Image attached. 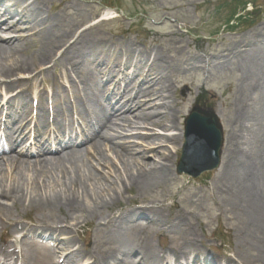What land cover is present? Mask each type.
Segmentation results:
<instances>
[{
    "label": "rangeland",
    "instance_id": "1",
    "mask_svg": "<svg viewBox=\"0 0 264 264\" xmlns=\"http://www.w3.org/2000/svg\"><path fill=\"white\" fill-rule=\"evenodd\" d=\"M25 4L42 19L50 18L46 25L39 27L46 34L30 32V24L19 22L18 16L9 19L16 31L12 29V32L2 36L18 40V57L32 71L17 72L7 78L1 77L0 73V84L12 83L14 92H26L30 101L38 90L46 97H53L55 91L65 96V71L62 66L55 67L54 64L65 49L80 37L110 44L127 43L142 52L162 54L164 60L173 64L163 86L170 90L169 95H164L169 96L168 100L173 102V112L177 118L173 131L166 132L156 126L152 128V134L177 137L178 143L171 145L156 142V145L160 144V151L147 153L146 159H138L136 165L119 161L108 145L105 148V159L116 170H120L124 177L125 172L128 173L134 167L140 169L154 162H162L161 154L169 159L170 172L156 182L155 187L140 191L131 188L122 192V196L103 215L89 217L87 221L85 217H79V212L65 208L49 210L46 206L30 201V197L37 195L42 199L48 192H59L69 187L72 177L70 169L59 174L42 171L40 169L46 167L34 165L8 164L1 167L0 193L11 194V188H18L23 190L28 199L20 204H15L14 198L10 201L0 199V231L7 228L10 240L23 236V232L17 233L16 230L24 226L52 236L54 228L64 225L71 232L70 235H56V240L69 243L72 238L74 241L68 252H79L81 256L78 261L91 264L94 259L99 260L114 250V247H119L117 239L102 234L108 230L105 232L106 229L99 228V225L104 224V219H110L112 225H115V216L122 209L131 208L138 215L134 222L120 232L124 240L134 243L133 246H149L155 253L179 254L187 253V243L192 241L201 246L209 257L229 260L228 264H264V237L258 227L251 226L253 217L248 205L239 198L243 173L238 167L242 161L239 155L247 152L251 160L243 161L247 166L253 163L254 173L264 193V90L256 95L250 92L257 81L263 80L261 70L264 66L260 68L259 61L257 63L249 57L254 54L252 48H235L232 54L216 60L230 47H238L241 41L251 40L256 31L264 30V0H25ZM16 12L20 14L22 9ZM48 32L63 41L61 46L52 47L54 44L49 40ZM0 48L10 51V47L2 42ZM254 48L257 50V47ZM46 53L53 59L42 63L41 58ZM92 69L93 66H86L79 69L78 73H70L76 77ZM161 86L156 85V90ZM4 92L2 86L0 95H4ZM246 101L252 107L248 109V115L256 114L255 121L251 117L245 120L240 116ZM195 105L213 109L224 129L220 168L197 180L176 173L183 139V121ZM154 106L150 104L151 110L148 111L151 123L160 122L159 116L164 112L161 106ZM118 132L122 133L121 130ZM148 132L139 126L126 125L122 134L126 137L141 136L140 139L126 142L138 144L145 152L149 146L146 138ZM139 155L134 154L136 158H140ZM228 162L233 164L234 174L224 179V166ZM86 163V168L80 172L82 176L93 172L108 173L105 166L96 165L95 159ZM64 165L65 168L69 167L68 164ZM58 166L49 167L54 169ZM243 168L247 169L245 166ZM87 185L88 191L93 194L99 193L105 182L93 180ZM79 194L81 198V192ZM174 204L178 207L173 208ZM149 208L162 213L163 220L182 218L184 226L173 230L165 225L149 223L145 218V211ZM67 214L70 219L64 223L63 217ZM136 223H143L146 228L136 230ZM31 247L28 253H33ZM25 257L31 259L26 253ZM34 257L38 258V252Z\"/></svg>",
    "mask_w": 264,
    "mask_h": 264
},
{
    "label": "bare ground",
    "instance_id": "2",
    "mask_svg": "<svg viewBox=\"0 0 264 264\" xmlns=\"http://www.w3.org/2000/svg\"><path fill=\"white\" fill-rule=\"evenodd\" d=\"M13 1V9H22L21 16H19L21 22H27L30 24V32H35L37 34H46V31H42L39 27L42 25H46L48 23V20H50L49 17H47V20L42 19L38 16L37 13L33 12L30 7H26L25 0H12ZM13 11V10H12ZM39 29V31L37 30ZM6 32L4 33H10L12 32L11 29H5ZM47 36L49 37V40L51 41L52 47H55L56 45L61 46L62 40L57 39V35L54 33L48 32ZM251 37V40H243L240 43H238V47H230L228 50H226L225 54L219 55V59L216 60H222L225 58L226 54L230 55L232 54V51L237 49H243V48H252L253 55H247L249 56L253 61H259V63L264 62V30L256 31ZM5 44L8 45L10 48V51H5L0 48V66L2 67L1 70V77L7 78L11 77L12 75L16 74L17 72H30L32 71L28 64L18 57V51L16 48V40L15 39H5ZM257 47V50L254 48ZM263 48V49H262ZM245 56V57H247ZM126 59V65L125 68H132L135 70V73L137 74V77L134 76L133 80H141L143 78V81L138 82L141 84V86L144 88L141 93L144 95H148L149 99L156 102V108L157 106H161L163 109L162 115L159 116V121L157 123H151L148 115L142 111L141 109L145 106H143L139 111L137 105L135 108H130L127 113L130 117H128L125 122V124L119 125L114 124L112 126H107L104 128L105 130L101 131L97 135L94 136V141L91 144V146L80 150L77 153H72L66 155L64 158L58 160L57 162L51 163H39V164H33L34 166L38 167H46V169H40L42 171L46 172H56L59 174H64L67 170L70 169V172L72 173V177L70 179L69 187H65L62 190H59V192L52 191L51 193H46L44 197L38 198L36 195L35 197H30V201L32 203L38 204L40 206H46L49 208V210L54 209H61L65 208L66 210H73L76 213L79 212V217H85V221L90 218L94 217H100L103 215L108 208L113 206L117 200L119 199V196H122V192L129 190L131 188H135L138 191L143 189H150L152 187L156 186V182H158L161 178L165 177L170 172V161L165 155H160V159L162 162H154L150 165H145L142 168H132L129 170L128 173L125 172V177L121 173L120 170H116L110 163H107V160L105 159V153L107 146L109 147L110 151L113 152L116 158L119 159V161H122L124 163L131 162L133 165H136V161L138 159L145 160L147 153H156L157 150L160 151V144L156 145V142L159 143H169L171 145H175L178 143V138L174 136H156L152 134V128L154 127H161L166 132H171L175 128V121L177 116L173 112V102H170L169 96L164 95L170 94V90L167 86H163L164 82L167 79L168 73L172 70L173 64L169 63L168 61L164 60L165 57L162 54L157 53H147L142 52L137 49H135L132 45L129 44H110V43H103L100 41H92V39H88L85 37L78 38L73 44L69 45L65 51L63 52L61 58L57 61H55V67L62 66L63 70L65 71V75L67 79H71L69 76L70 72H80L79 69L86 67V66H96L97 70L102 69V73L105 74L106 77H111L115 73H118L121 71V67H119V60L120 59ZM53 59V57L50 56L49 53H46L42 58L41 62L46 63L50 62ZM115 60L113 63L112 60ZM77 63L75 64V62ZM252 61V62H253ZM258 63V62H257ZM260 68L264 66V64H259ZM95 68V67H94ZM70 69V70H69ZM83 70V69H82ZM84 71V70H83ZM31 73V72H30ZM44 73V72H42ZM100 73V72H99ZM146 73V74H145ZM261 73L264 74V69L261 70ZM122 74V73H121ZM145 74V76H144ZM41 75V74H40ZM78 75V74H77ZM77 78H82L83 73L79 74ZM82 75V76H81ZM126 74L123 76L125 77ZM81 76V77H80ZM262 76V75H260ZM264 76V75H263ZM73 78V77H72ZM127 78V77H126ZM85 82V81H84ZM161 84V88L159 90H156V85ZM145 85V86H144ZM154 85V86H153ZM12 83L9 85H5L4 88L10 89L12 87ZM155 87V88H154ZM160 87V86H159ZM260 90H264V78L263 80L257 81L250 89V92L252 95H256L260 92ZM14 92V91H13ZM38 98L42 100V97ZM141 102L145 103V99H140ZM159 103V105L157 104ZM161 103V104H160ZM249 101H246L244 105L241 108L240 116L241 118L245 120H250V117L253 121L256 120V114H253L249 117L250 113L249 110L252 108L248 105ZM28 106V95L26 92L16 94L12 98H10L6 103L5 107L8 110H12L13 112L15 110H20L23 108H26ZM250 108V109H249ZM249 109V110H248ZM24 110V109H23ZM248 110V111H246ZM16 113V112H15ZM14 114V113H10ZM249 114V115H248ZM162 116V117H161ZM251 120V121H252ZM126 124L129 126H139L140 128L145 129L146 131H149V135L146 137L149 141L148 151L144 152V149L142 150V147L138 146V144H130L127 143V140L130 139H140L141 136H131L126 137L124 134H122L125 131ZM119 130L122 131L118 132ZM145 138V139H146ZM92 140H89L90 142ZM150 147V148H149ZM90 151H93L91 154ZM158 151V153H159ZM84 153V154H82ZM134 154H140V158H136ZM83 155V156H82ZM91 155V156H90ZM86 156H89L86 158ZM248 156H250L247 152H242L239 157L242 161H240V164L238 165L239 169L241 170V174L243 175L240 178V189L241 193L239 194V198L248 205V208L251 213V217H253L251 226L258 227L260 229L262 238L264 237V193L260 189V182L257 178V175L254 173V165L253 163L250 164V166L246 165L244 163V159H250ZM90 159H95L97 166H105V168L108 170V173L105 172H98V173H92L82 176L80 174L81 169L86 168V162H88ZM86 160V161H85ZM25 165V163H20L17 161H7L6 164L1 165L0 168L6 167V165ZM64 164H68L69 167L65 168ZM30 165V164H29ZM52 165H59L58 168H50L49 166ZM130 165V164H127ZM245 166L247 169L243 168ZM112 169V170H111ZM135 169V170H134ZM254 169V170H253ZM65 170V171H64ZM93 170L96 169L93 167ZM135 172H134V171ZM224 179H228L230 177H233L234 174V166L229 162L224 166ZM85 173V170H83ZM111 174V176H110ZM124 178V179H122ZM233 179V178H232ZM93 180H97L98 182H105V186L102 187L99 190V193H90L88 191L89 186L87 185L89 182H92ZM111 180V181H110ZM118 182H115L117 181ZM8 192V191H7ZM11 194H6L1 192L0 193V199H12L14 198L13 202L15 204H20L21 202H24L27 200V195L23 193V190H20L18 188H11L9 190ZM81 192V198L79 197ZM33 199V201H32ZM10 201V200H9ZM134 201V200H133ZM13 204V205H15ZM173 208H177L178 206L174 204L172 206ZM138 213L131 208L122 209V211L116 215L115 219V225H112L113 222L109 219L108 221L104 219V224L99 225V228L106 229L105 232L108 230L107 233L101 232L102 234H105L108 237H113L117 239L118 242L116 244L120 246L117 247L115 250L110 251L109 253L105 254L101 259L99 260H93L91 264H117L120 260L123 261V264H129L124 263V258H128L133 254V249L130 248V244L127 242V240H124V237L122 236L121 232L125 227H127L129 224L134 222L135 218L137 217ZM145 218L150 223H154L156 225H165V227H169L173 230L179 229V227L184 226V220L182 218H174L173 220H163L162 219V213L155 210L154 208H149L145 211ZM70 219V216L68 214L66 217H63L64 223H67V220ZM102 219V218H101ZM63 223V222H61ZM87 225V223H85ZM63 225V224H62ZM112 228V229H111ZM146 228V226H145ZM144 224L143 223H136L135 229L137 230H143ZM23 230L27 234H34V233H40L41 231H37L36 228H23ZM101 231V230H99ZM5 233V231H1L0 235L2 236ZM71 232H69L66 228V226H58L54 228L51 231V234L53 237L56 235H62V234H68L70 235ZM45 235L44 233H42ZM40 235V234H39ZM74 240L71 238L69 240V243L59 242L60 246H57V249L60 251V254L68 253V248L70 247V244ZM114 241V240H113ZM69 244V245H68ZM59 247V248H58ZM187 253H184L186 257H191L193 260L206 264H224L225 262H222L220 260H217L215 258H210L206 253L205 250L199 246L198 244H195L192 241H188L187 247H186ZM43 251L45 253H50L51 248L49 246H44ZM75 251L74 253L67 254L66 258L69 264H80L78 261V257H80V253ZM154 253L152 248L149 246L141 248L139 251V258H140V264L150 263V261L153 263L156 258L153 257ZM93 259V257H91ZM9 261V264L13 262V254L7 253L3 248L0 246V263L3 262V264H7ZM12 261V262H11ZM175 261H178V257L175 258ZM156 262V261H155ZM228 262V261H227ZM131 264V263H130ZM139 264V263H138Z\"/></svg>",
    "mask_w": 264,
    "mask_h": 264
},
{
    "label": "water",
    "instance_id": "3",
    "mask_svg": "<svg viewBox=\"0 0 264 264\" xmlns=\"http://www.w3.org/2000/svg\"><path fill=\"white\" fill-rule=\"evenodd\" d=\"M186 139L181 170L194 177L212 170L219 165L222 134L219 121L211 112L195 108L187 119ZM191 160L192 169L185 168L186 160Z\"/></svg>",
    "mask_w": 264,
    "mask_h": 264
}]
</instances>
